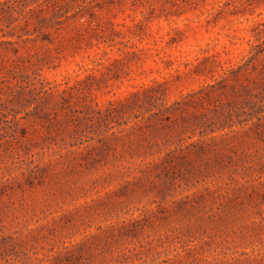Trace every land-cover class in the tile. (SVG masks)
Segmentation results:
<instances>
[{
    "label": "rangeland",
    "instance_id": "1",
    "mask_svg": "<svg viewBox=\"0 0 264 264\" xmlns=\"http://www.w3.org/2000/svg\"><path fill=\"white\" fill-rule=\"evenodd\" d=\"M57 2L0 0V264H264V0Z\"/></svg>",
    "mask_w": 264,
    "mask_h": 264
},
{
    "label": "trees",
    "instance_id": "2",
    "mask_svg": "<svg viewBox=\"0 0 264 264\" xmlns=\"http://www.w3.org/2000/svg\"><path fill=\"white\" fill-rule=\"evenodd\" d=\"M26 1H29L30 3L34 4L35 7L42 5V3L45 4L46 11L50 10V12H53V15L57 14L56 11L59 10V9L55 10V7L58 3L57 2L58 0H54V1H50V0H42V1H40V0H26ZM13 2H14V0H13ZM15 2L17 4H19L17 1H15ZM24 4H25V2H24ZM35 7H33V8H35Z\"/></svg>",
    "mask_w": 264,
    "mask_h": 264
}]
</instances>
